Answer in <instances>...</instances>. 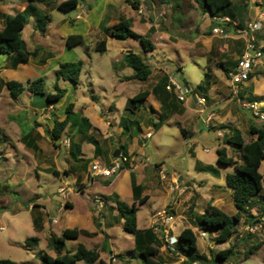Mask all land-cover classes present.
Masks as SVG:
<instances>
[{"label":"crops","instance_id":"1","mask_svg":"<svg viewBox=\"0 0 264 264\" xmlns=\"http://www.w3.org/2000/svg\"><path fill=\"white\" fill-rule=\"evenodd\" d=\"M63 1L37 3L52 18L45 31L37 28L35 16L23 28L29 60L16 62L11 54L0 53L1 224L6 225V216L25 217V228L39 237V245L46 240L49 251L45 252L52 256H56L52 235L78 229L81 235L74 240L102 249V260L122 259L124 250L129 256L153 245L165 261L171 254L152 226L158 211L177 194L160 177L163 164L169 180L186 186L175 206L173 233L179 236L192 227L200 247L195 215L210 203L231 215L237 212L232 189L228 184L222 188L224 176L227 179L231 172L222 168L218 149L225 146L229 155L238 158L228 143L233 129H240L245 137V130L249 133L252 125H259L251 111L254 119L240 110L242 100H258L264 108V57L240 85L238 95L231 94L227 78L245 49L246 39L236 27L257 19L264 0H232L229 8L215 15L203 10L197 0H79L70 11L58 8ZM29 2L0 0V29L8 15L23 11ZM123 18L152 40V51L145 52L136 38L113 35ZM219 25L228 36L213 33ZM71 35L83 36L86 44L69 45ZM256 37L264 51V20ZM102 43L105 50L99 51ZM129 51L142 55L151 67L146 80L135 77V69L125 62ZM80 60L84 61L80 83L75 86L69 79H60L58 84L66 91L56 103L29 89L11 95L9 81L26 83L40 77L47 92H54L60 64ZM172 79L183 84L187 80L190 90L184 100L167 88ZM145 91V100L134 106L131 99ZM200 97L206 98L204 104ZM67 118L65 129L53 139L56 121ZM205 127L211 129L209 135L217 145H200V138L208 137ZM120 154L130 161L119 174L91 176L94 162L110 165ZM62 186L66 197L58 192ZM117 199L137 205L136 233L125 230ZM99 201L104 204L99 206ZM53 217L57 222H52ZM202 238L204 244L207 236ZM182 259L187 258L182 255Z\"/></svg>","mask_w":264,"mask_h":264},{"label":"trees","instance_id":"2","mask_svg":"<svg viewBox=\"0 0 264 264\" xmlns=\"http://www.w3.org/2000/svg\"><path fill=\"white\" fill-rule=\"evenodd\" d=\"M203 10L209 11L213 15L218 14L225 8L232 5V0H197ZM38 2L47 3V0H30L26 8L14 15L6 17V23L3 29H0V53H10L16 62H25L29 60L31 52L25 47L22 30L27 24L31 16L36 17L37 28L40 31H45L52 16L49 13H42L37 5ZM79 0H66L58 5V8L63 11H70L76 8ZM113 35L118 37L131 36L140 41L145 52L154 49L152 40L137 31L132 27V22L129 19L123 18L116 24L112 31ZM68 43L71 46L77 44H86V40L81 35H71L68 37ZM104 43H102L103 45ZM99 51H104L105 47L98 45ZM125 62L135 69V77L146 80L151 74V67L145 62L144 57L136 52L129 51L125 55ZM84 61L64 62L61 63L56 70V83L54 92H47L45 79L43 77L29 80L26 83L18 81H9L8 87L11 95L17 97L24 90L29 89L32 92L45 94L51 103H56L65 93V89L58 84L60 79H69L75 86L80 83L81 71ZM206 83L209 82V74H206ZM147 97V92H141L131 99L134 106H139ZM258 101V100H257ZM72 112V105L68 107V114ZM69 122V118L63 121H56L51 135L53 139H58L61 132L65 129ZM249 133L255 138L246 140L242 131L238 128L233 129V133L228 137L230 143L236 152L238 158L228 154L227 148L220 147L218 149L219 162L221 164L232 165L234 171L227 175V183L232 189V197L237 212L233 215L221 209L217 205L209 204L206 210L195 215V223L198 230L213 232V237L218 242L230 241L237 233V222L243 218V213L248 214V222L253 214H250V209L257 202V197L264 192V173L261 171V166L264 161V125L251 126ZM118 207L125 219L124 228L130 233H136L138 229L137 205L128 204L127 202L117 199ZM257 218L250 223L256 222ZM81 235L78 229H65L61 235H52L51 245L56 253L52 256L46 252L42 253L43 260L41 264H74L77 260H84L85 264H108L101 259L100 248L90 249L80 243L74 252H64L68 239H77ZM39 237L30 236L25 239L27 246H38ZM264 241L251 244L244 252L246 258H249L253 253L260 249ZM177 254L184 255L186 263L206 262L212 263L213 260L205 254L199 252L198 233L192 228H185L178 236ZM236 255L235 243L229 247L220 249L217 256L214 258L216 264H222L226 260H230ZM130 256H138L142 264H165V261L159 257V249L153 245H149L138 252L134 251L125 260L124 263L130 262ZM0 264H18V262L9 259L1 258ZM231 264H241L238 260Z\"/></svg>","mask_w":264,"mask_h":264},{"label":"rangeland","instance_id":"3","mask_svg":"<svg viewBox=\"0 0 264 264\" xmlns=\"http://www.w3.org/2000/svg\"><path fill=\"white\" fill-rule=\"evenodd\" d=\"M179 77H181V74L179 75ZM228 82H230L229 78H228ZM239 108L241 111L247 113V115H249L252 119H254L253 115L249 110L243 108L241 105H239ZM244 125L241 126L243 127V129H246V126ZM204 131L208 134L207 135L208 137L206 136L201 137L199 140L200 145L207 146L209 145V143L213 145L214 144L217 145L218 143L216 139H214L212 135H209V133L212 132L211 129L205 127ZM245 137L246 140H250V134L246 130H245ZM237 156H239V154ZM222 168L224 170L228 169L229 172L234 171V167L232 165L222 164ZM261 171L264 173V162L262 163ZM221 184L223 186L222 188L227 187L228 183L225 176ZM230 202L232 201L229 200L227 203L230 204ZM228 206L230 205H226V207L229 209ZM250 214H253V216L250 218V222L255 220V218H257V221L253 223L248 222L247 217L249 215L243 213V218L236 224L238 231L230 241L218 242L217 240L214 239L213 232L212 234L211 232H209L205 243L201 244L203 238L201 234H199V242H200L199 252L207 253V256H209L210 259L213 260L212 263H206L201 261L199 262V264H216V262H214V258L217 256L218 250L227 248L230 246V244L233 243H235L236 245V255H234L230 260H226L222 262V264H231L233 261L236 260L237 261L239 260L241 264H264V244L249 258H246L244 255L245 250L251 244L264 241V192L261 194V196L257 197V202L255 206L250 209ZM5 221H6L5 223L6 225H3L4 229H1L2 224L0 221V259L9 258L18 262L19 264H41L43 260L42 253H44L45 251H49L46 240L43 239L42 243L38 246L36 245L27 246L25 244L26 237L29 235L30 236L33 235H31L30 231L26 229L24 226L26 218L22 216L16 218H9V216H6ZM77 246H78L77 240L68 239L65 247L70 252H74ZM165 250L168 251L167 249ZM124 251L125 252L122 254L124 255V257L122 259L120 258L114 259L112 257L111 260L107 259L105 260V262H107L108 264H142V261L140 258H138V256H130L129 257L131 259L130 262L124 263V260L126 259V256L129 253L127 252V250ZM134 251L138 252V250H134ZM170 254H171V258L168 259L166 258L167 259L165 260L166 264H188L186 263V259L184 260L182 259V254H172V253ZM74 264H85V261L77 260ZM98 264H102V263L99 261Z\"/></svg>","mask_w":264,"mask_h":264},{"label":"built area","instance_id":"4","mask_svg":"<svg viewBox=\"0 0 264 264\" xmlns=\"http://www.w3.org/2000/svg\"><path fill=\"white\" fill-rule=\"evenodd\" d=\"M84 10L77 15V18H81ZM219 19L218 17H216ZM229 20L228 18H226ZM264 20V8L261 10L260 16L257 19L249 21L244 27H236V32L245 37V49L240 55L237 65L234 69L228 72V78L231 85V94L238 95L239 87L242 83L249 80L251 74L254 70V67L263 62L264 51L263 47L258 44L256 32L262 28ZM213 33L220 34L224 37L228 36V32L221 25L215 26L213 28ZM169 90H174L178 97L181 100L185 99V95L188 92V89L184 86L183 83L172 79L171 83L167 85ZM200 103H205L206 98L200 97L198 99ZM241 106L249 111H251L256 118V121L259 125H264V108L260 105V102L257 100H242ZM213 115V114H212ZM151 133H148L150 136ZM208 150V148H207ZM146 160V157L142 158ZM130 161L129 156L125 154H120L112 164L106 165L101 162H94L91 165V176H103L111 178L119 174L126 163ZM160 177L162 180L167 182V186L172 193H176L177 196L173 199L172 203L162 208L155 216V221L153 223V230L160 236L163 240L165 248L172 254H177V243L178 236L173 233V223L176 220V211L175 206L179 203V198L181 194L186 191V186L183 185L178 180H169V175L167 168L161 164L159 165ZM59 194L63 197H66V187L62 186L59 189ZM103 201H99L98 205L102 206ZM64 203L62 202V207ZM58 218L53 217L52 222H57ZM1 229H4V226H1ZM202 237L207 236L206 231H200ZM192 264H199V262H193Z\"/></svg>","mask_w":264,"mask_h":264},{"label":"water","instance_id":"5","mask_svg":"<svg viewBox=\"0 0 264 264\" xmlns=\"http://www.w3.org/2000/svg\"><path fill=\"white\" fill-rule=\"evenodd\" d=\"M8 55H10V53H9ZM183 82H184V84L186 85L187 89H188V90H190V86H189V84H188L187 80H186V79H184V80H183ZM116 153H119V150H117V152H116Z\"/></svg>","mask_w":264,"mask_h":264}]
</instances>
